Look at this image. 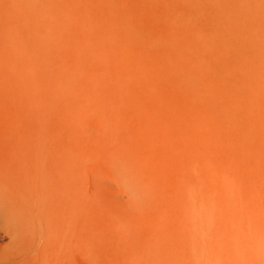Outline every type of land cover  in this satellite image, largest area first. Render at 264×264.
Segmentation results:
<instances>
[{"label":"rangeland","instance_id":"obj_1","mask_svg":"<svg viewBox=\"0 0 264 264\" xmlns=\"http://www.w3.org/2000/svg\"><path fill=\"white\" fill-rule=\"evenodd\" d=\"M242 1L0 0V264H264Z\"/></svg>","mask_w":264,"mask_h":264},{"label":"bare ground","instance_id":"obj_2","mask_svg":"<svg viewBox=\"0 0 264 264\" xmlns=\"http://www.w3.org/2000/svg\"><path fill=\"white\" fill-rule=\"evenodd\" d=\"M242 1V0H241ZM245 1H247V0H245ZM243 2V1H242ZM245 3V2H244ZM243 4V3H242ZM217 5V4H216ZM244 5V4H243ZM242 5V6H243ZM245 5L247 6L248 4H246L245 3ZM248 9V8H247ZM0 196L1 197H6V198H9V196H10V194L9 193H5V192H0ZM13 196V195H12ZM31 242V241H30ZM30 244V243H29ZM31 245V244H30ZM249 256H251V255H249ZM143 259V258H142Z\"/></svg>","mask_w":264,"mask_h":264}]
</instances>
